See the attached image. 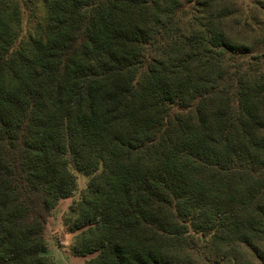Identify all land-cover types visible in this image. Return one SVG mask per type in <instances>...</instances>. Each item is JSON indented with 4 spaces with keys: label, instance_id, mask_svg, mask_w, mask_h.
I'll return each mask as SVG.
<instances>
[{
    "label": "trees",
    "instance_id": "1",
    "mask_svg": "<svg viewBox=\"0 0 264 264\" xmlns=\"http://www.w3.org/2000/svg\"><path fill=\"white\" fill-rule=\"evenodd\" d=\"M70 168L77 264H264V0H0V264Z\"/></svg>",
    "mask_w": 264,
    "mask_h": 264
},
{
    "label": "rangeland",
    "instance_id": "2",
    "mask_svg": "<svg viewBox=\"0 0 264 264\" xmlns=\"http://www.w3.org/2000/svg\"><path fill=\"white\" fill-rule=\"evenodd\" d=\"M36 11V10H35ZM37 12V11H36ZM33 17L27 12L23 14L21 33H25L30 28L29 19ZM71 171L76 175V187L69 197L60 199L55 207L50 211L45 225L44 235L47 244L46 254L49 255L56 264H77L82 263L90 257L75 256L69 251L72 233L65 227L62 216L67 210L70 202L79 198L80 191L86 184V176L78 173L73 168Z\"/></svg>",
    "mask_w": 264,
    "mask_h": 264
}]
</instances>
